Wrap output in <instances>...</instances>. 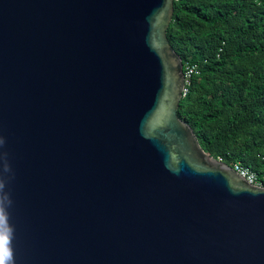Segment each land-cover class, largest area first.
Returning a JSON list of instances; mask_svg holds the SVG:
<instances>
[{"label":"water","instance_id":"95a60500","mask_svg":"<svg viewBox=\"0 0 264 264\" xmlns=\"http://www.w3.org/2000/svg\"><path fill=\"white\" fill-rule=\"evenodd\" d=\"M172 14L173 0H0L15 264H264V187L178 117Z\"/></svg>","mask_w":264,"mask_h":264},{"label":"trees","instance_id":"16d2710c","mask_svg":"<svg viewBox=\"0 0 264 264\" xmlns=\"http://www.w3.org/2000/svg\"><path fill=\"white\" fill-rule=\"evenodd\" d=\"M166 36L196 66L178 117L207 154L264 175V0H173Z\"/></svg>","mask_w":264,"mask_h":264},{"label":"clouds","instance_id":"9594fccd","mask_svg":"<svg viewBox=\"0 0 264 264\" xmlns=\"http://www.w3.org/2000/svg\"><path fill=\"white\" fill-rule=\"evenodd\" d=\"M4 144V140L0 139V146ZM10 171L7 163L4 164L3 173L7 174ZM10 182V177L0 175V244L3 251L0 252V264H15L14 251L12 241L14 238V226L9 224L10 212L9 209L13 205L10 193L7 192L6 186Z\"/></svg>","mask_w":264,"mask_h":264},{"label":"built area","instance_id":"2783aa9c","mask_svg":"<svg viewBox=\"0 0 264 264\" xmlns=\"http://www.w3.org/2000/svg\"><path fill=\"white\" fill-rule=\"evenodd\" d=\"M196 69V66H186L183 69V77H184V86H183V91H182V96L185 94L186 92V86L189 83V78L192 72H194ZM217 160L222 161L220 158H217ZM223 162V161H222ZM233 170L242 178H244V180L252 185L255 186H261L264 187L263 185V181H264V175L260 176L257 173H255L254 171L250 170L247 167H244L242 165H240L239 163H234L232 166Z\"/></svg>","mask_w":264,"mask_h":264},{"label":"snow or ice","instance_id":"6c2138e0","mask_svg":"<svg viewBox=\"0 0 264 264\" xmlns=\"http://www.w3.org/2000/svg\"><path fill=\"white\" fill-rule=\"evenodd\" d=\"M3 251V247H2V244H0V252Z\"/></svg>","mask_w":264,"mask_h":264}]
</instances>
